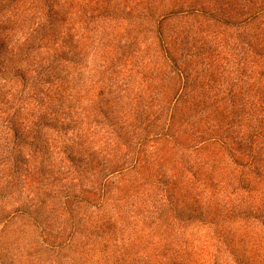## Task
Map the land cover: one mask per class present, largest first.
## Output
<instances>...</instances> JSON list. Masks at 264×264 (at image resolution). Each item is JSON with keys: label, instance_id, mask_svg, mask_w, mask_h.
Instances as JSON below:
<instances>
[{"label": "rangeland", "instance_id": "374dc122", "mask_svg": "<svg viewBox=\"0 0 264 264\" xmlns=\"http://www.w3.org/2000/svg\"><path fill=\"white\" fill-rule=\"evenodd\" d=\"M0 264H264V0H0Z\"/></svg>", "mask_w": 264, "mask_h": 264}]
</instances>
